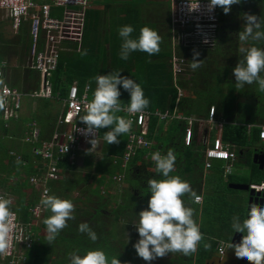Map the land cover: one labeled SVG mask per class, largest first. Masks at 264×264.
<instances>
[{"label":"trees","instance_id":"trees-1","mask_svg":"<svg viewBox=\"0 0 264 264\" xmlns=\"http://www.w3.org/2000/svg\"><path fill=\"white\" fill-rule=\"evenodd\" d=\"M150 1L151 0H136L133 3H123V8L117 11L116 17L112 20L113 25L110 31L113 35L118 36L117 30L120 26L131 25L135 30L132 35L136 36L142 27L147 26L152 28L157 31L161 38L159 52L151 57L143 52H134L129 56L127 61H123L118 55L120 46V42L118 41L117 44L109 47V51H107L105 47L100 48L99 46H92L87 50L89 54L88 58L86 55L85 57L81 55L80 52L64 65L59 59L57 70L51 77L52 98L47 100L48 103L52 100L57 101L56 98L53 97H67V95H65V88L67 87V89H69V87L73 85V82H76L81 94L85 80L88 79L90 83L93 81L92 75L89 76L88 73L81 70V67H83L82 63L87 66H93L94 64L96 72L100 70L104 73L106 69L104 70L102 68H105L106 61L102 60L98 62V58L99 55L102 57L110 55L112 59L110 61L109 71H120V75L134 79L142 87L145 97L149 100V105L144 111L152 112L158 110L168 115L172 114V112H176L178 115L187 118H203L208 115L209 109L213 107L214 117L225 121L222 129L223 141L230 145V150L234 152L236 156L239 154L238 151L244 152V149L251 148L255 143H259V133L262 127H264V92L258 91L255 84L245 85L242 89H236L232 68L235 66L236 62L241 59V54L238 49L242 45L238 41L236 34L243 29L244 20L242 19V14L256 15L257 17L260 16L264 18V0H241L240 4L231 6L228 14H224L222 9L218 7V26L214 33V40L210 46L201 44L196 40L184 44L178 37H173L174 29L170 21V2H167L165 5L167 14L155 13L151 18L143 20L140 6L158 3V0H152L154 2ZM142 21H144V23ZM24 24L25 23L21 25L17 34L11 39H5L3 35H0V60H2V58L15 59L16 64L18 63V66L22 69V74L19 77L20 79H18L21 84V91L23 93H30L38 90L40 78L37 72L31 70L28 66L31 39L29 37V28L27 24ZM85 25H89L88 18L85 21ZM87 33L88 27H85V33L83 35L84 46H82L81 51L85 50ZM248 44H257V42L249 41ZM243 46L248 45L246 44ZM257 46H264V44H257ZM194 51L199 52L198 59L202 60L201 66L195 71L189 67ZM95 53L97 57L94 56ZM172 56H176L183 61L182 72L176 79H174L172 75ZM11 87L14 88L15 86ZM92 87L93 85H91V89ZM179 92L181 94L180 96H178ZM121 94V103L124 105L128 101V93L121 89ZM40 100L46 99L40 98ZM39 108L37 104V109ZM2 112L3 110L0 106V115H2ZM117 115L125 118L122 111L117 113ZM52 120H56V118L51 116L47 130H50V127H55V123L52 122ZM247 126L252 127L250 133H247ZM53 130L54 128L50 132H41L39 139L41 141H48L51 138V132H53ZM105 131L106 129L99 130L101 138H103V133ZM150 133L151 132H149L147 136L149 140L151 139ZM118 139L120 141L118 144H109L105 146V148L107 147L106 150L103 149L105 157L110 155V163L112 165L110 164L111 169L109 170H115L116 172L114 174L120 173L125 176H130V174L134 172V177L140 173L137 177L138 181L141 183L144 180L147 181L146 178H148L150 174L148 175L146 173V168H148L146 164L149 162L144 160V157H150L151 153L146 156L148 150L138 149L135 151L134 156L122 167L123 155L126 152L127 138L126 135L123 134L121 137H118ZM181 149L188 152L190 146H182ZM151 151H155V146H151ZM186 156L187 158L189 157L188 155ZM241 157H243V155ZM32 158H34L33 155ZM28 159V155H23L20 156L19 160L21 163H26ZM66 160L67 158L62 159L58 163L62 179L48 183L49 195L71 200L72 203H74L75 201L71 199L70 196L72 192L76 191L79 187L81 179H74V175L72 174H75L76 165L69 164ZM91 160L92 158L86 157L83 167L80 168L82 175H92L93 164ZM63 161H65V163ZM195 161L196 162L193 161L195 167L202 173L201 164L197 162V160ZM21 163H19V165ZM9 164L14 165L17 163L10 158ZM40 167L39 164L37 166L29 164L25 173L26 177L37 175ZM100 167L101 164L97 166L96 169H100ZM15 170L18 169L15 168ZM64 170H67L71 175L64 176ZM143 170L145 172H142ZM96 171L98 172V170ZM109 173L111 172L109 171ZM92 176L98 177V175ZM255 181L256 183L264 182V175L261 174ZM27 184L28 181H24L23 184L18 183L11 189L12 192L18 196V205L11 208V210L23 224L32 222L29 209L34 207L36 202L40 200L34 190ZM99 185L105 186V183L99 182ZM29 188L31 189L30 194L27 193ZM230 193L234 192L230 191ZM125 194L127 195L126 200L124 199L125 204L120 207L121 209L124 208V210L134 207L131 203L135 201L134 195L130 192L127 191ZM77 202H80V200L78 199ZM216 205L217 204H215V206H207V204H205L200 213L198 209L195 208V214L197 216L199 214L202 215L203 224L214 226L213 223L215 221L218 222L219 218L222 220L223 226H231L234 216H238L241 219L244 218V210L242 209L241 213L240 207L233 205V202H225L223 205H220L221 207H216ZM137 214L136 211L134 217L130 216L132 220L129 224L135 219H138L136 218ZM49 215L50 213L45 210L41 217L36 220L37 223L40 219V224H36L39 227L37 229L35 228L34 231L37 233L43 230L46 231L43 221ZM90 215L91 214H88V212L82 210V208L77 207L75 213L73 212L74 219L67 221V227L61 230L56 240L51 245L47 244L45 236L36 238L37 234H35L33 236L35 241L32 244V249L26 251L24 254L26 257L24 264H29L28 261L33 258L35 259V264L40 262L42 264H47L49 260H62V258L63 260L65 259L63 262L56 261L55 264H69L68 254L74 250H79L80 254H83L87 250L98 248L108 256L111 250H116V248H113L116 247V245L112 243V239L109 236V228L107 227L109 219L99 214ZM114 215V220L119 217L124 221L127 220V218H123L120 209L115 210ZM81 222H87L92 230L95 231L97 234V240L95 242L90 241L85 234L77 231V226ZM122 227L124 228L126 226ZM229 231L231 232L232 229L230 228ZM125 237V229H122L121 238L124 239ZM215 247V243L210 245V248L214 251ZM120 251L119 249L118 260L123 258L120 255Z\"/></svg>","mask_w":264,"mask_h":264},{"label":"clouds","instance_id":"clouds-1","mask_svg":"<svg viewBox=\"0 0 264 264\" xmlns=\"http://www.w3.org/2000/svg\"><path fill=\"white\" fill-rule=\"evenodd\" d=\"M240 3L241 0H207L206 8L208 12H212L219 7L224 14H228L232 5ZM198 7L199 0H195V7L189 8V11ZM242 19L244 20L243 29L236 34L242 45L238 49L241 59L232 68L235 88L242 89L245 85L255 84L258 91L264 92V75H262L264 74V46H257V44H264V18L242 14ZM23 23L28 24L30 37V23L27 21ZM19 29L14 31L15 34ZM134 31L131 25H122L117 30L120 39L118 55L121 60L127 61L134 52H143L149 57L159 52L161 38L156 30L145 26L139 30L138 35L133 36ZM249 41L257 42V44H248ZM246 44L248 46H243ZM42 46L41 39L40 48ZM80 54L86 55L87 52L83 50ZM58 55L59 61L60 47ZM198 57L199 52L194 51L189 64L193 71L201 66L202 60ZM28 66L33 70L30 56ZM57 66L58 62L55 70L45 79L50 91H52L51 77L57 70ZM37 74L40 78L38 90L23 93L21 88L19 90L14 88L23 95V98L39 92L44 86L41 74L39 72ZM94 80L95 88L92 92V99L87 102L85 115L77 119L83 123L84 128H75L74 131L91 137L88 140L91 148L96 143V136L100 129H107L103 133V140L107 144H118L120 142L118 137L130 131L132 121L118 116L117 113L125 108L129 114L142 113L148 107L149 100L145 97L142 87L134 79L120 75V71H110L104 75L97 74ZM73 86L75 85L69 87L68 92ZM121 89L128 93L126 105H122L119 99ZM2 105L3 101L0 100V106ZM150 160L154 175L162 178H150L146 182V192L150 195L147 207L138 213V220L133 224L138 234L133 249L137 256L145 262H151L173 253H180L187 257L197 251L203 236L194 220V210L186 206L183 198L188 197L194 202H199L201 197L187 181L182 180L178 175H170L175 170L177 160L173 149H168L166 153L159 150L154 151L150 154ZM16 163L19 164L21 161L17 160ZM119 177L115 176L112 180L117 182L116 179ZM40 203L50 213L43 223L46 230L45 240L51 245L61 230L67 227V221L74 219V205L71 200L61 199L54 195H45ZM14 216L15 213L11 210V200L0 197V253L10 247L9 235L16 227L13 223ZM231 229L232 233L241 234L239 244L229 243V248L233 250L235 258L238 261H246L248 264H264V205L257 207L255 204H249L245 218L241 219L238 216L232 218ZM77 231L85 234L92 242L97 240V234L87 222H81L77 226ZM221 245L224 247L223 244ZM68 255L69 264H109L105 253L98 248L87 250L83 254H80L79 250H74ZM110 264H120V262L115 258Z\"/></svg>","mask_w":264,"mask_h":264},{"label":"crops","instance_id":"crops-1","mask_svg":"<svg viewBox=\"0 0 264 264\" xmlns=\"http://www.w3.org/2000/svg\"><path fill=\"white\" fill-rule=\"evenodd\" d=\"M133 2H134L133 0H106V1H103V0L92 1L91 0L88 8L85 10L84 24H83V28H82V37H81L80 42L76 43V42H71V41H64L60 45V60H61L62 64L63 65L66 64L69 60L73 59L74 56L78 55L81 52L82 46H84L83 35L85 33V27H88L87 39L85 41L86 52L92 46H99L100 48L105 47V49L107 51H109V47L111 45L117 44L118 41L120 42L119 37L116 35H113L110 31V28L113 25L112 20L116 17L117 11L121 10L123 8V6H122L123 3H133ZM150 2H154V1H150ZM167 2H168L167 0H158V3H156V4L150 3L151 5L145 4L143 6H140L142 19L146 20L148 18H151V16L154 15L155 13L164 14V15L167 14V10H165L166 9L165 5L167 4ZM156 5H158V6H156ZM0 12L4 13L6 15L8 21L10 23V20H9L7 13H5L2 10H0ZM51 16L54 18H58V19L60 18L61 19L62 18V11L59 9H52L51 10ZM87 18L89 21L88 26L85 25V21L87 20ZM164 18H165V16H164ZM170 21H171V17H170ZM142 22L144 23V21H142ZM27 26H28V24H27ZM177 34H178V32H176L174 30V32H173L174 36L173 37L177 38ZM0 35H2L1 32H0ZM15 35L16 34H14L13 36H15ZM13 36L9 37L8 39H11ZM88 56H89V54L87 52L86 57L88 58ZM94 56L97 57V54L95 53ZM84 57H85V55H84ZM111 59L112 58L110 55H107L105 57H102L99 55L98 62H101L102 60L106 61L105 68H102L104 70L106 69V71L104 73H102L103 71H100V70L96 72L95 71L96 67H94V64H93V66H87L84 63H82L83 67H81V70L85 71V73H88L89 76L92 75L93 81L90 83V81H88V79L85 80V84L82 88L81 94H80V90L78 88V85L76 84V82H73V85H75L77 87L78 95L80 94L79 96H85L88 102L91 101L92 92L95 88L94 78L97 74L104 75V74H107L110 72L109 68H110ZM8 62L9 61H6L3 58H2V60H0V66H1L2 74H3V82L6 83L8 86H15L14 88L20 89L21 84L19 87L18 84L20 82H19V80L16 82V78H18L19 75L22 74V69L21 68L18 69V67H19L18 63L15 66H13V65L8 64ZM77 62H78V60H77ZM88 62L90 64L89 60H88ZM5 63H7V64H5ZM90 71H91V73H90ZM16 73L18 74L17 76H16ZM14 76H16V77L14 78ZM91 85H93L92 89H91ZM67 91H68V89L66 87L65 88V95H67V93H68ZM53 98H56L57 101L52 100V101H50V103H48L47 100H49L50 98H43L46 100H40V99L36 100V99L29 98V97H24L22 99L20 111L18 112V118H16V119L15 118H6L4 115V107L1 106L3 112H2V115H0V191L3 192L11 200V208L16 207L18 205V203H17L18 196L16 194H14L11 189L14 188V186L18 183L23 184L24 181H28V184H29V178L34 177V176L40 177L42 175L43 171H45V169H46V163L41 162L39 159L35 158L33 155V150H34V148H36L40 144L47 142V141H41L38 138L35 141L27 142L26 138L29 136L31 129L33 127L36 128L38 130L39 136H40L41 132H45V131L50 132L54 128L53 132H51V138H52V135L54 134V132L56 130H58L60 132H63V131L65 132L67 129L65 126L57 127L58 118L61 116V114L65 110L64 101H65L66 97L65 98L64 97L59 98V96H57V97H53ZM119 99L121 100V96L119 97ZM29 102H32V103L29 104ZM27 103H28V105H27ZM37 104L40 107L39 109H37ZM124 105H126V104H124ZM149 114L150 115H148L145 118V123H144L146 138L149 135V132H151L152 133V134L150 133L151 139L150 140L148 138L147 139L150 141V143L153 147L155 146V151L159 150L162 153H166V151L168 149H173L175 151L176 156H177V160H176V164H175V170H174V172H172L170 174L171 175H178L182 180L187 181L190 184V186L192 187V189L201 198H204L206 201L207 200L213 201V198H214V195H212L213 192L224 193L226 195L235 194V192H237V191L230 190L228 188L229 184H251L250 186L261 185V183H256L255 180L257 177H260L261 174L264 175V173L262 171H259L258 167L252 163V158L254 155H257V154L259 155V152L262 149H264V146H262L264 144L263 141L260 140L261 142L259 141V143H255L251 148L244 149L245 150L244 152L238 151V153H240V154H238L237 156L235 154L236 158L231 162V166H232L231 172L229 174H226L224 172L225 164L223 162H219V161L212 162V165L209 168H206L205 167V160L203 157V151L208 146H210V144L213 140H215L217 138H219L221 140V142L225 146H227L228 149L230 150V148H229L230 145L228 143L224 142L223 138H222V136H223L222 135V129H223V125L225 124L224 120L214 117L213 122H209L208 115L204 116L203 118H196V117H188L187 118V117L178 115L176 112H172V114H169L168 117L162 119L158 115H161L164 113H161L158 110H154L152 112H149ZM51 116H54L56 118V120H52V122L55 123V127H53V128L50 127V130H47L48 124H50ZM186 128H190L192 130L191 144H190V149L188 152L181 149V147L184 146L183 141H184V132H185ZM251 128H252L251 126H247V133H250L252 131ZM106 131H107V129H106ZM134 131L136 132L138 130L134 129ZM125 135H126V138H128V133ZM107 145H109V144H107L103 140V138L100 137V133H99L98 146H97V149H96L94 154L79 153V154H77V157L73 163L68 161V159L66 160L67 163H69V164L71 163L72 165H74V164L76 165L75 174H72V175H74V179L75 180L81 179L79 187L77 188L76 191H73L71 194L72 196H74V198H72L70 196L71 199H73L76 202V203L75 202L73 203V205H74V211L73 212L74 213L76 211V208L78 207V208H82V210L88 212V214H91L90 216L99 214L105 218L110 219L111 218L110 217V215H111L110 209H113L112 212L114 214L115 210H119L120 207L124 206V204H125L124 199L126 200V198H127L126 197L127 195L125 194L126 192H124V193H120L119 195H117L116 196L117 200H114L115 197L112 196L110 191L113 188H115V189L119 188V186H116L115 182L112 180V178L115 176L116 177L122 176L121 180L119 182H116L117 184H119L123 180V183H127V184H125L126 185L125 189H129V190L134 191V187L130 186L128 183V177L129 176H125V175L120 174V173L113 175L111 179L107 180V183H105V186L101 185V186L105 187L106 189H104V188L98 189L96 187V186H100L99 182H103V181H100L99 177L92 176V175H96L98 173L96 171V170H99V169H96L97 165H100V164L103 165V169H101L99 171V172H101V175L104 173H107L108 170L111 169V167H110V164H111L110 163V155L105 157V154L103 152V149L106 150L107 147L105 148V146H107ZM261 146H262V148H261ZM247 152H249V153H247ZM150 153H152L151 150L147 151L146 156H148ZM23 155H28V157H29V159L26 163H21L20 165L19 164H14V165L9 164L10 158H12L16 162L17 160L20 159V156H23ZM32 155L35 159L32 158ZM186 155H188L189 157L187 158ZM242 155H243V157H241ZM87 156L92 158L91 161L93 164V169H92L93 172H92V175L86 176V175H82V171H80V168L83 167L84 161H85ZM64 159H66V158H64ZM144 160H146L150 163V165H149V163L146 164V166L148 168H150V169L146 168V173L148 175L150 174L149 177L146 179L147 180L150 178L161 179L162 177H159L158 175H154L153 165H152V162L150 160V157H148V158L144 157ZM195 160H197V162H199L201 164L202 170H203L202 173H200L198 168L195 167V165H194L195 164L194 162H196ZM259 160H262V159H258V156H257V161H259ZM63 162L65 163V161H63ZM29 164H34L36 166L39 164L41 166L38 169L37 175L26 177L25 173L27 171V167H29ZM237 165L241 166V168H244L245 170H247L249 172V176L244 178L241 181H237L233 177V171L237 168ZM14 167L18 170H15ZM205 171H207V172H205ZM142 172H145V171L143 170ZM133 173L130 174V176L133 179H135L137 182H139L137 177L140 175V173H138L136 175V177L133 176ZM218 173H220L221 180L219 182L218 181L219 178L218 177L216 178V180L214 182L215 188L220 187V189H221L222 187H224L223 190L225 192H221L219 190L213 191V192H206V188H205V186H206L205 179L206 178H205V176H210L211 178H209V179H214L215 178L214 174H218ZM70 175L71 174L67 170H64V176H70ZM61 179H62V176L60 175V180ZM192 183H194V184H192ZM223 183H224V186H222ZM90 185H94L95 189L100 191L99 192L100 194L99 195L97 194L98 198L95 197L90 192V190H92V187ZM29 186L37 194V197H39V190L34 188L33 186H31L30 184H29ZM30 190L31 189L29 188L27 193L30 194L31 193ZM230 191H232L234 193H230ZM93 193H95V192L93 191ZM228 193H230V194H228ZM148 198H149V196H148ZM78 199L80 200V202H77ZM190 200H191L192 204L196 205L195 208H197L199 213H200L201 210L203 209L202 206H200L201 203L195 204L191 198H190ZM78 203L79 204L81 203V204L78 205ZM236 203H238V202L236 201ZM238 204H235V205L237 207H240L241 213H242V209L244 210L243 204H241V203L239 205ZM139 208H140V211L143 210V208H141V207H139ZM138 209H137V211H138ZM195 211H196V209L194 210V213H195ZM137 213H139V212H137ZM243 215L245 218L246 217L245 211H243ZM114 218H115V216H114ZM119 222L123 223V220L120 219ZM195 222L199 226V230L202 234H204V232H207L212 237V239H209L210 240L209 243L202 242L203 245H201V244H199V245H201L203 248L205 247V245H207V247H205V248L208 249V248H210V245L212 243H215L216 244L215 251L212 250L211 248L210 249L212 251H214L216 254H219L217 251V248L220 245V243H219V240L215 237L217 236L218 238H220L222 236V233H224L226 236L231 235L232 237L235 234V233H232V231L231 232L229 231L231 226H223V222L219 218H218V222L215 221L213 223L214 226H208L206 224H203V219H202L201 214H199L198 216L195 214ZM130 226L134 227L132 223ZM38 227L39 226H37L36 229ZM34 233L37 234V236H36L37 238H39L40 236L41 237L46 236V231H44V230L40 231L38 233L36 231H34ZM125 233L127 234V231H125ZM135 242L132 241V244ZM112 243L114 245H116V241H114L113 239H112ZM225 249L226 248L224 246L223 250L225 251ZM1 254L2 253H0V258H1ZM208 254L209 253L202 254L203 258H207ZM200 255H201V253H200ZM27 261H28V257H27ZM28 262H29V264H35L34 263L35 259L33 258ZM38 264H42V263L40 262ZM47 264H52V260L51 261L49 260L47 262Z\"/></svg>","mask_w":264,"mask_h":264},{"label":"built area","instance_id":"built-area-1","mask_svg":"<svg viewBox=\"0 0 264 264\" xmlns=\"http://www.w3.org/2000/svg\"><path fill=\"white\" fill-rule=\"evenodd\" d=\"M91 0H0V10L5 11L10 20L13 31H17L22 22L30 23V59L33 70L41 74L44 86L39 92L29 95L32 99L50 98L51 91L47 85V79L51 72L56 68L58 62V52L60 44L64 41L79 42L84 24L85 10L88 8ZM171 8V25L174 30H179L177 37H193L199 43L202 38H208L213 35L218 26V7L212 12H208L206 5L207 0H199V7L189 11V8L195 7V0H170ZM52 9L62 11V18L55 19L51 16ZM176 28V29H175ZM185 30V32L183 31ZM43 46L40 48V40ZM180 40V39H179ZM184 44L188 42L182 41ZM212 43H210L211 45ZM207 45V44H206ZM183 61L176 56L171 57V69L174 79L182 72ZM180 96V92L178 94ZM23 95L14 88H11L3 82V74L0 66V100L3 101L4 115L6 118H18ZM87 99L85 96H78L77 88L71 87L67 98L64 101L65 110L58 118L57 127L65 126L64 132L56 130L52 138L40 144L33 150L35 158L46 163V169L40 177L34 176L29 178V184L39 190V201L34 207L29 209L32 222L23 224L15 214L13 223L15 229L9 235L10 247L1 254L0 264H24L26 261L25 252L32 248L35 241L34 229L37 227L36 220L41 217L45 209L40 201L49 195V182L60 180V169L58 163L67 158L68 161L74 162L76 155L79 153L94 154L99 141V133L96 136V143L91 148L88 140L91 137L82 135L76 129H83L84 125L77 119L85 114ZM125 119L132 121V127L128 132L126 152L123 155V165L131 159L138 149L151 150V143L146 139L144 129L145 118L150 115L149 112L143 111L139 114H129L126 108L122 110ZM158 115V114H157ZM164 119L168 114L158 115ZM209 122H213L214 108L208 111ZM190 119V118H189ZM138 130V132L134 131ZM192 130L186 128L184 132V146L189 147L191 144ZM39 138V132L32 128L26 141H35ZM259 138L264 142V127H262ZM91 148V149H90ZM66 149V151H65ZM203 157L205 167L209 168L212 162H223L224 172H231V162L236 158L235 153L230 151L219 138L213 140L204 151ZM71 164V163H70ZM117 180V179H116ZM255 192L264 190V184L250 186ZM0 197L8 198L0 191ZM9 199V198H8ZM194 202L195 204H200ZM37 238V237H36ZM218 253H223V246L220 244L217 248Z\"/></svg>","mask_w":264,"mask_h":264},{"label":"rangeland","instance_id":"rangeland-1","mask_svg":"<svg viewBox=\"0 0 264 264\" xmlns=\"http://www.w3.org/2000/svg\"><path fill=\"white\" fill-rule=\"evenodd\" d=\"M92 1H94V0H92ZM103 1H106V0H103ZM134 1H136V0H134ZM167 1L170 2V0H167ZM175 31L178 32L177 29ZM183 31L185 32V30H183ZM0 32L3 35V37L6 38V39H8L9 37H11V36H13L15 34V32L11 29L10 23H9L6 15L4 13H2V12H0ZM192 38L193 37L184 38L182 41L190 43L191 41H194ZM172 39H174V38H172ZM178 39L181 40V38H178ZM213 40H214L213 35H210V36H208V38H202L201 42H204L202 44H207V46H210V43H212ZM9 59H11V58H5L6 61H9L8 64L15 66L16 65L15 60L14 59L9 60ZM5 64H7V63H5ZM20 68L21 67L19 66L18 69H20ZM17 75L18 74L16 73V76ZM16 76H14V78ZM19 77H20V75H19ZM19 77L16 78V82L18 81V79H20ZM18 86L20 87V83L18 84ZM17 89L19 90V88H17ZM30 103H32V102H29V104ZM27 105H28V103H27ZM262 146H264V144ZM97 166H99V165H97ZM101 169H103V165H101V167L98 170V173L96 175H98L99 179L102 180L104 183H107V180L111 179L113 174L116 172L115 170H109L111 173H109V171H108L107 173H104V174L101 175V172H99ZM205 172H207V171H205ZM214 175H215L214 179H209V178H211L210 176H205V178H206L205 179L206 192H213V191H218V190L221 191V192H225L223 190L224 187H222L221 189H220V187L219 188H215V183L214 182H215L217 177L219 178L218 181L220 182L221 176H220V173L214 174ZM248 176H249V172L247 170H245L244 168H241V166L237 165V168L233 171V177L237 181H241V180H243L244 178H246ZM121 177L117 178L116 181L119 182ZM146 182H147L146 180H144L142 183L141 182H137L131 176L128 177L129 185L134 187L135 190H138L140 193H142L141 197L144 198V200H145V198H147L149 196L147 194L146 188H145V186L147 185ZM115 184H116V186H119V188H116V189L113 188L110 192H111L112 196L115 197L114 200H117V198H116L117 195H119L120 193L127 192V191L129 192V190H125V187H126L125 184H127V183H123V180L119 184H117L116 182H115ZM90 186L92 187V190H90V192L95 197L98 198V195L100 194L99 193L100 191L95 189L94 185H90ZM222 186H224V183H223ZM96 187L98 189H100V188L106 189L103 186H96ZM93 191L96 194L93 193ZM228 194H230V193H228ZM212 195H214L213 201L210 202V203L208 202L207 206H215V204H217L216 207H219L220 203H218V202H221V195H223V194H220L218 192H213ZM71 197L74 198V196H72V195H71ZM228 198L230 200L226 201L227 203L228 202H233V205L238 204V203L239 204L240 203L243 204L244 211L246 213V210L248 208V198H247V195L245 193H243V192H235V194L228 195ZM236 201L238 203H236ZM80 204L78 203V205H80ZM131 205H133L134 207L127 208L126 210H124V208H122V209L119 208L120 209V213L123 214V218H127L126 221L123 220V223L119 222L121 217H119L118 219L114 220V216L115 215L112 212L113 209H110L111 210V215H110L111 218L109 217L110 219L108 221V226L107 227L109 228V236L111 237V239L116 241V247H113V248H116V250L115 249L111 250V252L108 254V256L105 254L106 257L108 258L109 264H110L112 259H115V258L118 259V251H119V249L121 250L120 251V253H121L120 255L123 257V258L119 259L120 264H141L142 263V259L138 258L137 254L135 253V251L133 249V244L134 243L132 244V241L135 242L138 239V234H137V232L135 230V227H132V226H130L131 224H129V222L132 220V218L130 216L134 217V215L136 214L137 209L140 207V204H139V202L137 200H135V201H132ZM137 212H140V208L138 209ZM136 218H138V214H137ZM39 220L36 223L37 225L40 224ZM136 222H137V219H135L132 222V224H135ZM122 226H126L127 228L126 227L123 228ZM122 229H125V231H127L126 237L124 239L121 238L122 237ZM64 260H63V258H62V260L54 259L52 261V264H55L56 261L63 262Z\"/></svg>","mask_w":264,"mask_h":264},{"label":"flooded vegetation","instance_id":"flooded-vegetation-1","mask_svg":"<svg viewBox=\"0 0 264 264\" xmlns=\"http://www.w3.org/2000/svg\"><path fill=\"white\" fill-rule=\"evenodd\" d=\"M146 186L145 188H147ZM129 192L132 195H134L135 200L139 202L141 208L145 209L147 207L148 197L145 198L144 200V198L141 197L142 193H140L138 190H135V189L134 191L129 190ZM220 194H223V195H221V202H218V203H220V205H223L226 201L229 200V198H228V195L224 193H220ZM183 199H184L186 206L191 207L193 210H195L196 205L191 203L190 198L185 197ZM208 202L210 203L212 201H208V200L206 201L204 198H201L200 206L203 207V205L207 204ZM260 203L264 205V199ZM194 220H195V213H194ZM202 236L203 238L201 242L199 243L201 245H203L202 242L209 243L210 241L209 239H212V237L207 232H204ZM215 238H217L219 240V243L223 244L226 248L225 251L223 250V253L221 255L216 254L210 248L207 249L205 247L203 248L201 245H198L197 251L187 257L183 256L180 253H173V254L166 255L164 257L157 258L151 262H145L142 260L141 264H248V262L246 261H238L235 258L233 250L229 248V243L231 244L238 243L237 241H233V237L231 235L226 236L224 233H222V236L220 238H218L217 236ZM204 253H209L207 258H203L202 254Z\"/></svg>","mask_w":264,"mask_h":264},{"label":"water","instance_id":"water-1","mask_svg":"<svg viewBox=\"0 0 264 264\" xmlns=\"http://www.w3.org/2000/svg\"><path fill=\"white\" fill-rule=\"evenodd\" d=\"M257 156L258 159L262 160L257 161ZM252 163L258 167L259 171H262L264 173V149L259 152V155L257 154L253 156ZM261 184H264V182H261ZM250 185L251 184H229L228 188L232 191L245 193L248 198V205L255 204L257 207H259L262 205V203L260 202L264 199V190L260 192H255L253 189L250 188ZM240 240L241 234L235 233L233 235V241H237V244H239Z\"/></svg>","mask_w":264,"mask_h":264}]
</instances>
